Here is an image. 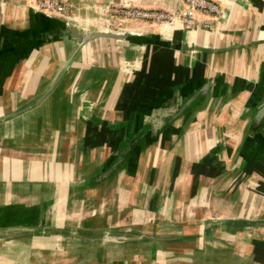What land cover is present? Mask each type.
I'll use <instances>...</instances> for the list:
<instances>
[{
  "label": "crops",
  "instance_id": "crops-1",
  "mask_svg": "<svg viewBox=\"0 0 264 264\" xmlns=\"http://www.w3.org/2000/svg\"><path fill=\"white\" fill-rule=\"evenodd\" d=\"M70 1L78 26L152 37L98 39L70 61L75 42L28 40L45 25L36 0H0V234L32 232L0 237V264H264V155L242 153L264 87V0L158 31L103 8L184 0ZM204 82L208 96L85 185L157 99Z\"/></svg>",
  "mask_w": 264,
  "mask_h": 264
},
{
  "label": "water",
  "instance_id": "water-1",
  "mask_svg": "<svg viewBox=\"0 0 264 264\" xmlns=\"http://www.w3.org/2000/svg\"><path fill=\"white\" fill-rule=\"evenodd\" d=\"M31 8L45 20V25L31 32L28 40H31L34 44H47L53 41L75 42L77 44V49L70 61H72L83 48L98 39H113L134 44H142L147 43L152 37V35L133 30H89L63 17L57 18L53 15L46 14L34 6ZM167 45L172 44L167 43ZM199 51L201 50L198 48L193 49V52ZM59 80L60 78H58L50 89L37 101V104L41 103L47 97L58 84ZM213 87L214 82L171 87L166 94L152 104L147 113L135 126L131 136L118 150H116L106 166L100 170L98 174L87 178L84 182L85 185L100 182L113 174L124 158L132 153L133 150L139 148V142L142 139H145V142L153 141L164 127L171 124L186 110L196 105L203 97L208 96L213 91ZM257 89L252 95V98L257 100L254 105L255 109L252 113L242 143V153L248 158L250 156L260 157V155H264V87L259 91ZM0 189H2V187H0ZM28 234H32V232L2 233L0 237L12 239L24 237Z\"/></svg>",
  "mask_w": 264,
  "mask_h": 264
},
{
  "label": "built area",
  "instance_id": "built-area-1",
  "mask_svg": "<svg viewBox=\"0 0 264 264\" xmlns=\"http://www.w3.org/2000/svg\"><path fill=\"white\" fill-rule=\"evenodd\" d=\"M185 8L166 10L141 8L137 6L106 5V15L117 16L141 25L152 24L184 27H207L224 14L222 0H184ZM38 10L57 17H67L74 12L70 0H36L33 4Z\"/></svg>",
  "mask_w": 264,
  "mask_h": 264
},
{
  "label": "rangeland",
  "instance_id": "rangeland-1",
  "mask_svg": "<svg viewBox=\"0 0 264 264\" xmlns=\"http://www.w3.org/2000/svg\"><path fill=\"white\" fill-rule=\"evenodd\" d=\"M142 26H144V27H146V28H149L150 30L155 29V30H157V31H158L160 28L171 27V25H162V26L159 28L158 26H156V25H152V24H147V25H142Z\"/></svg>",
  "mask_w": 264,
  "mask_h": 264
}]
</instances>
